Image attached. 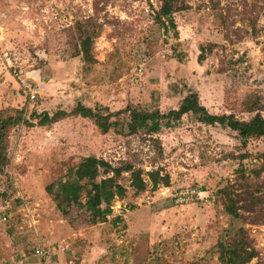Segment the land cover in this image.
<instances>
[{
    "label": "rangeland",
    "instance_id": "obj_1",
    "mask_svg": "<svg viewBox=\"0 0 264 264\" xmlns=\"http://www.w3.org/2000/svg\"><path fill=\"white\" fill-rule=\"evenodd\" d=\"M162 1L0 0V109L23 108L29 122L77 103L167 111L196 91L209 112L264 117V0H178L175 28L154 20ZM87 17L101 23L91 63L77 54L74 25ZM154 137L162 155L141 133L102 134L81 116L13 127L0 173V264H220L217 242L237 226L258 251L247 264H264V220L253 221L261 205L243 210L252 201L264 206V138L242 144L237 132L192 114ZM87 155L159 168L169 185L153 190L148 181L134 194L124 173L126 194L112 201L107 221H86L76 205L62 216L45 186L72 178ZM185 188L214 198L178 205L172 194ZM226 194L240 219L225 212ZM40 247L45 255L34 251Z\"/></svg>",
    "mask_w": 264,
    "mask_h": 264
},
{
    "label": "trees",
    "instance_id": "obj_2",
    "mask_svg": "<svg viewBox=\"0 0 264 264\" xmlns=\"http://www.w3.org/2000/svg\"><path fill=\"white\" fill-rule=\"evenodd\" d=\"M181 4L182 2L179 4L178 0H163L155 12L154 20L164 28L168 26L175 28L173 13L184 9ZM74 25H76L79 41L77 54L82 57L84 62L91 63L94 60L93 42L100 31L101 23L92 17H87L77 19ZM205 48V46H201V52L197 57L198 62L204 60L203 51ZM210 48L208 46V49ZM29 95L30 93L27 96ZM185 114L194 115L197 121L202 124H218L237 132L242 144H245L251 137L264 138V117L259 111L246 120L237 118L233 113H212L199 101L196 91H189L182 97L176 108L167 111H161L158 108L147 110L130 103L117 110H110L106 106L91 108L77 103L70 111L60 109L51 115L41 112L35 116V122H29L24 117L23 108L10 107L0 109V173H4V169L9 163L7 151L9 132L20 123L29 126H47L68 116H81L91 119L102 134L110 130L125 135L141 133L154 142L157 154L162 155V146L154 135L161 130L162 126H169L171 123L179 121ZM261 156H264V152L261 153ZM241 157L245 158V155ZM259 171L256 172L259 173ZM124 173L129 174V186L134 194L144 191L148 181L153 190L160 184L169 185V174L166 173L162 176L159 168L145 170L143 167H136L131 161H121L114 165L102 157L87 155L73 169L72 178L61 180L56 185L48 184L45 186V190L52 197L55 209L62 216H67L69 208L76 205L87 213L86 221L95 224L107 221V215L111 213L112 201L125 196L126 188L120 182ZM82 196L84 197L83 201ZM226 197L225 212L232 219H240L242 217V213L239 212L240 207L235 205V200L231 195L226 194ZM16 198L23 201L21 195H16ZM257 205H261L257 208L260 214H256L253 221L260 219L262 222L264 220L262 203L252 201L251 205H245L243 210L253 211ZM119 220L120 217H116L112 223L115 225ZM226 237L217 242V260L220 264H247L257 255L258 251L251 244L252 239L243 226L234 227L233 232L226 233Z\"/></svg>",
    "mask_w": 264,
    "mask_h": 264
},
{
    "label": "built area",
    "instance_id": "obj_3",
    "mask_svg": "<svg viewBox=\"0 0 264 264\" xmlns=\"http://www.w3.org/2000/svg\"><path fill=\"white\" fill-rule=\"evenodd\" d=\"M30 98H34L35 97V89L30 91ZM172 198L173 201L175 203H177L178 205H183L188 203L189 201H194V200H199V201H206L210 198H212L213 200V195L211 193H207L206 190H203L201 188H185V189H180L178 191H175L172 194ZM5 207L9 208L10 204L9 201H5ZM3 219H6V213H4L3 215ZM66 246H60V250L62 251H66ZM37 254L39 255H45L46 254V250L44 249V247H40V248H35L34 250Z\"/></svg>",
    "mask_w": 264,
    "mask_h": 264
}]
</instances>
